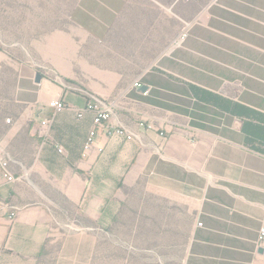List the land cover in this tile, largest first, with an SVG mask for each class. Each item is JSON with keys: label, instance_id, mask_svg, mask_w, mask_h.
Here are the masks:
<instances>
[{"label": "crops", "instance_id": "crops-1", "mask_svg": "<svg viewBox=\"0 0 264 264\" xmlns=\"http://www.w3.org/2000/svg\"><path fill=\"white\" fill-rule=\"evenodd\" d=\"M75 19L67 81L83 93L37 84L0 48V147L17 178L0 171V264H77L87 234L120 216L123 187L145 181L193 211L183 264H264V0H80ZM89 94L138 139L99 131L84 156Z\"/></svg>", "mask_w": 264, "mask_h": 264}, {"label": "rangeland", "instance_id": "rangeland-1", "mask_svg": "<svg viewBox=\"0 0 264 264\" xmlns=\"http://www.w3.org/2000/svg\"><path fill=\"white\" fill-rule=\"evenodd\" d=\"M79 3L80 0H0V48L14 61L33 68L35 81L41 73L43 78L68 84L69 51L74 49L69 38L83 33L75 19ZM12 70L5 69L10 85L14 83ZM68 86L85 91L73 84ZM2 113L7 115L9 111ZM120 196V216L106 232L87 234L92 236V249L82 248L77 264H183L192 238L191 207L151 191L147 181L123 187ZM53 252H57L56 248ZM55 263L56 259L51 260V264Z\"/></svg>", "mask_w": 264, "mask_h": 264}, {"label": "built area", "instance_id": "built-area-1", "mask_svg": "<svg viewBox=\"0 0 264 264\" xmlns=\"http://www.w3.org/2000/svg\"><path fill=\"white\" fill-rule=\"evenodd\" d=\"M179 2H190L192 0H178ZM189 26L187 25L186 28L181 32L178 38L174 42V48H180L184 45L186 40L189 36ZM60 81L61 78L58 77ZM63 83V82H62ZM136 87H140V85H136ZM69 89H73L68 87ZM74 90L83 93L84 91L75 89ZM49 107L53 110V112L63 111L69 108V105L63 100H53L49 103ZM116 107V103L114 101H106L98 98L95 95L89 94L88 95V102L84 109L80 110L78 116L82 118L86 113H90L93 115L94 118V129L90 132L88 139L84 146V156L94 147L95 141L99 131H102L103 134L106 135H117L121 138H124L128 141H133L138 139V134L133 130H130L124 126H119L115 128L112 125V118L114 116V108ZM49 121L42 122L43 126H48ZM161 136H164V133H160ZM58 151L63 153L62 148H59ZM10 161L11 158L8 156L7 152L0 147V171L2 172L4 178L8 182H15L17 178H15L10 170ZM15 216V214H13ZM202 226V223L198 224ZM264 244V228L261 229L260 235L258 238V246L263 248Z\"/></svg>", "mask_w": 264, "mask_h": 264}, {"label": "water", "instance_id": "water-1", "mask_svg": "<svg viewBox=\"0 0 264 264\" xmlns=\"http://www.w3.org/2000/svg\"><path fill=\"white\" fill-rule=\"evenodd\" d=\"M42 79H43L42 74H41V73H38L37 76H36V81H35V82H36L37 84H40V83L42 82ZM142 90H143V91H146L147 88H146V87H143ZM263 251H264V249L262 248V249L260 250V252H263Z\"/></svg>", "mask_w": 264, "mask_h": 264}]
</instances>
